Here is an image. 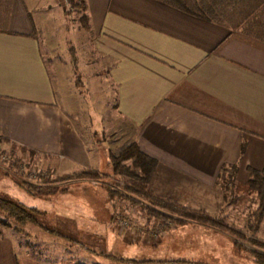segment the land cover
<instances>
[{
	"label": "crops",
	"instance_id": "crops-1",
	"mask_svg": "<svg viewBox=\"0 0 264 264\" xmlns=\"http://www.w3.org/2000/svg\"><path fill=\"white\" fill-rule=\"evenodd\" d=\"M83 1L85 33L116 91L121 133L157 161L151 191L187 208L222 211L223 168L235 165L243 187L248 168L264 167V23L223 18L227 0H201L206 18L157 0ZM74 130L58 106L30 8L0 0V146L49 160L65 146L67 163L77 165L72 172L95 168ZM82 181L96 180L68 182ZM0 264L57 263L17 254L2 235Z\"/></svg>",
	"mask_w": 264,
	"mask_h": 264
},
{
	"label": "rangeland",
	"instance_id": "rangeland-1",
	"mask_svg": "<svg viewBox=\"0 0 264 264\" xmlns=\"http://www.w3.org/2000/svg\"><path fill=\"white\" fill-rule=\"evenodd\" d=\"M24 1L35 22L58 106L72 119L86 153L93 155L95 168H90L100 178L56 182L51 185L59 187L57 192L39 196L23 184L54 183L55 176L77 167L67 163L65 146L52 160L31 166L15 147L0 146V197L34 208L40 224H28L23 232L0 228V236L11 239L17 254L27 252L57 264H258L250 252H264L246 241L192 221L163 223L143 212L141 200L122 191V176L113 174L110 157L129 143L128 137L117 122L124 123L114 108L116 91L79 25L80 13L69 0ZM222 8L223 18L236 14L237 19L264 23V0H227ZM223 185L228 186L223 210L208 213L225 218L246 237L264 241V219L256 231L249 228L257 197L244 185ZM139 235L151 242L137 240Z\"/></svg>",
	"mask_w": 264,
	"mask_h": 264
},
{
	"label": "trees",
	"instance_id": "trees-1",
	"mask_svg": "<svg viewBox=\"0 0 264 264\" xmlns=\"http://www.w3.org/2000/svg\"><path fill=\"white\" fill-rule=\"evenodd\" d=\"M70 4L80 13L79 25L85 31L90 30L89 17L86 14V5L83 0H69ZM183 12L196 17L208 16V7L203 5L201 0H157ZM18 152L24 156L28 166L38 161H46L51 158L49 155L39 154L26 147H18ZM112 172L115 175L122 176V185L120 188L125 194L134 196L143 202V212L152 218L160 219L163 223L172 222L173 224H183L184 221H192L202 225H209L223 230L237 238L246 241L248 244L264 252V241L253 237H246L240 230H237L225 218H215L204 210H197L182 206L173 200L156 196L149 187V181L157 168V161L144 154L136 142H129L119 149L116 155L110 157ZM237 167L232 165L225 167L221 171V179L230 186L236 184L235 176ZM248 180L244 187L249 193L254 194L258 199V205L252 213L253 219L249 222L251 231H256L260 222L264 219V167L261 170L248 168ZM88 178L97 180L100 178L96 170L79 169L69 174L55 176L54 183L48 185L35 186L30 183H24L23 187L37 195H49L57 192L59 187L56 182L66 180H77ZM50 184V185H49ZM66 185V184H65ZM224 187H228L224 185ZM165 221V222H164ZM40 225L34 208L27 207L18 202L0 197V228H14L18 232H23L28 224ZM51 231L50 229L46 228ZM52 232V231H51ZM59 237L71 241V239L62 233H57ZM254 261L258 264H264V254L256 251L250 252ZM132 262H136L130 260Z\"/></svg>",
	"mask_w": 264,
	"mask_h": 264
}]
</instances>
